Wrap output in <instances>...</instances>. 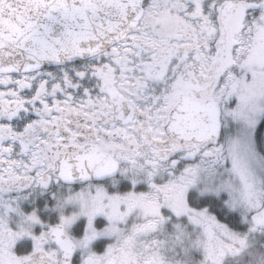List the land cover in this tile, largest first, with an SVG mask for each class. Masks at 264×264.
Listing matches in <instances>:
<instances>
[{"label": "snow or ice", "instance_id": "obj_1", "mask_svg": "<svg viewBox=\"0 0 264 264\" xmlns=\"http://www.w3.org/2000/svg\"><path fill=\"white\" fill-rule=\"evenodd\" d=\"M0 264H264V0H0Z\"/></svg>", "mask_w": 264, "mask_h": 264}]
</instances>
